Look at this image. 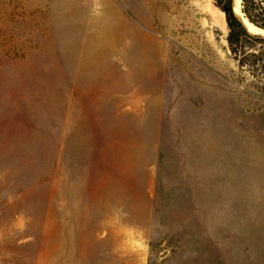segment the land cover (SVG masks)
Here are the masks:
<instances>
[{
	"label": "rangeland",
	"instance_id": "obj_1",
	"mask_svg": "<svg viewBox=\"0 0 264 264\" xmlns=\"http://www.w3.org/2000/svg\"><path fill=\"white\" fill-rule=\"evenodd\" d=\"M225 21L0 0V264H264V36Z\"/></svg>",
	"mask_w": 264,
	"mask_h": 264
},
{
	"label": "trees",
	"instance_id": "obj_2",
	"mask_svg": "<svg viewBox=\"0 0 264 264\" xmlns=\"http://www.w3.org/2000/svg\"><path fill=\"white\" fill-rule=\"evenodd\" d=\"M216 7L225 15L229 29L228 41L232 45L240 35H245V29L232 9V0H213ZM241 12L249 24L264 30V0H241ZM244 19V20H245ZM264 41V38H256Z\"/></svg>",
	"mask_w": 264,
	"mask_h": 264
},
{
	"label": "bare ground",
	"instance_id": "obj_3",
	"mask_svg": "<svg viewBox=\"0 0 264 264\" xmlns=\"http://www.w3.org/2000/svg\"><path fill=\"white\" fill-rule=\"evenodd\" d=\"M241 0H233V10L235 15L240 19L244 26V28L251 34L261 35L264 36V30L257 29L253 27L251 24L248 23V21L244 20L241 14Z\"/></svg>",
	"mask_w": 264,
	"mask_h": 264
},
{
	"label": "water",
	"instance_id": "obj_4",
	"mask_svg": "<svg viewBox=\"0 0 264 264\" xmlns=\"http://www.w3.org/2000/svg\"><path fill=\"white\" fill-rule=\"evenodd\" d=\"M232 9H233V0H232ZM233 12H234V10H233ZM235 14V13H234ZM241 14H242V12H241ZM237 17V16H236ZM238 18V17H237ZM239 20V19H238Z\"/></svg>",
	"mask_w": 264,
	"mask_h": 264
}]
</instances>
